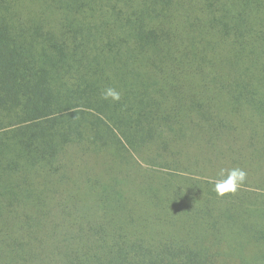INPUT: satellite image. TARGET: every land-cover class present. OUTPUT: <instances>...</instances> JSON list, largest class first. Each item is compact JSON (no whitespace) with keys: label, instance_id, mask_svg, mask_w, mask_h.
Segmentation results:
<instances>
[{"label":"trees","instance_id":"obj_1","mask_svg":"<svg viewBox=\"0 0 264 264\" xmlns=\"http://www.w3.org/2000/svg\"><path fill=\"white\" fill-rule=\"evenodd\" d=\"M174 210L264 264V0H0V264H212Z\"/></svg>","mask_w":264,"mask_h":264},{"label":"rangeland","instance_id":"obj_2","mask_svg":"<svg viewBox=\"0 0 264 264\" xmlns=\"http://www.w3.org/2000/svg\"><path fill=\"white\" fill-rule=\"evenodd\" d=\"M69 176L71 177L70 181L71 179H74L72 173H70ZM206 177L207 176L197 175V178L194 179L202 180ZM171 211L172 210L169 206H167L166 204L163 205L162 208L158 210V218H164V220L167 221L168 218H165L167 215L172 213ZM173 212H175L181 219L173 218V220H171L167 224H164L165 222L160 224L154 223L152 231H149L152 233L151 237H144L145 243L148 244L146 247H149L150 245V249L160 250V248L165 245V243L173 241L176 242L177 240V242L181 243L180 245H182L181 247H179V249L181 250H189L188 248H204L205 245L209 250L207 261H210V263L212 264H252L248 261L252 256V252L250 249H244L239 254L235 252L234 247L230 248V246L228 245V240L231 239L221 237L218 234H216L217 236H210V232H206L204 229L206 225L205 222H203L202 217L197 219L196 213L183 212L180 210H174ZM175 213L173 214L174 216ZM201 215L203 216V214ZM155 219L156 218L154 217V221ZM208 224H212V226L214 225L210 219H208ZM156 243H158V247L153 246ZM247 251L249 252V254ZM180 259L183 260L184 257H180Z\"/></svg>","mask_w":264,"mask_h":264}]
</instances>
